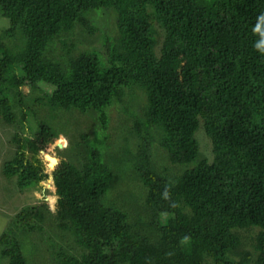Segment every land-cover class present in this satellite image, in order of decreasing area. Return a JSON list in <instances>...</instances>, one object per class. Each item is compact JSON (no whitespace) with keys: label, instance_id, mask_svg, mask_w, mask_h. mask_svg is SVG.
I'll return each instance as SVG.
<instances>
[{"label":"trees","instance_id":"trees-1","mask_svg":"<svg viewBox=\"0 0 264 264\" xmlns=\"http://www.w3.org/2000/svg\"><path fill=\"white\" fill-rule=\"evenodd\" d=\"M99 9L113 15L115 33H101L104 50H77L76 32L100 33L92 18ZM262 16L264 0H0L9 22L0 30L5 123H15L24 86L43 93L33 100L51 111L96 112L95 137L128 88L146 97L144 120L132 127L133 168L146 188L136 221L105 204L118 175L87 133L70 140L69 160L57 168L54 218L46 204L14 215L29 229L48 220L73 237L78 253L58 256L60 264H264ZM43 123L31 136L15 134V152L2 164L20 191L48 177L42 149L58 130ZM200 128L211 161L196 138ZM154 142L168 163L184 166L180 173L157 170ZM28 150L45 159L43 169ZM0 259L27 264L10 230L0 235Z\"/></svg>","mask_w":264,"mask_h":264},{"label":"rangeland","instance_id":"rangeland-1","mask_svg":"<svg viewBox=\"0 0 264 264\" xmlns=\"http://www.w3.org/2000/svg\"><path fill=\"white\" fill-rule=\"evenodd\" d=\"M97 11L100 13H92V18L96 22L100 33L98 31V33L92 34L85 29L76 32L79 37L78 40H75L77 50H84L91 44L104 50L101 33L107 35L115 33L114 28L116 25L113 24V15L106 12L107 10L99 9ZM102 11L106 13L102 14ZM8 25L9 22L6 18H0V30L8 27ZM132 88L134 87L126 90L122 102H114L109 108L107 107L108 109L106 108L108 127L105 131L104 129L100 131L98 137H95L92 131L93 128L96 129L101 124L96 112L82 115V113L75 110L62 111L57 109V111H51L43 103L42 98L36 99L38 102L33 100L40 95L42 96L43 93L39 90L30 91L27 86L22 87L24 104L17 103L15 123L7 124L0 118V235L7 230H10L12 234L14 233L21 243L27 264H60L58 256L60 257L68 252L70 254L78 253L73 237L69 234H63L52 222L48 220L43 223L38 222L32 224L34 228L29 229L26 226V221L19 222L14 215L26 205L40 207L42 204H46L50 212H44V214L51 219L54 218L58 201L54 187L57 168L60 164L69 160L65 149L69 146L70 140L78 141L79 133L89 134L90 144L97 141L96 146L100 150L103 160L113 167L116 175H118L116 184L107 191L104 197L105 204H112L125 210L129 214L130 222L136 221L142 214L146 188L133 168L131 155L135 152V145L137 144L132 127L138 120H144L143 107L146 97L140 90ZM45 90L52 91L49 87H46ZM55 94H58V92H55ZM40 121H44L43 124L48 123L56 128L55 130H58L57 137L46 143L42 149L50 154L46 172L48 177L44 182L42 180L38 181L39 188L20 191L15 185L14 178L9 179L2 175V164L5 160L12 158L15 152L16 146L12 141L13 136L15 134L20 137L31 136L35 131L36 124ZM201 129L197 131L196 138L199 140L202 154L211 161V143ZM57 143L62 146L58 147ZM152 152L154 154V165L159 172H165L172 176L180 173L182 167H184L168 163L161 156L163 151L157 142L153 143ZM33 155L31 151H26L27 159H31L43 169L45 159L38 156L34 158ZM56 164L57 166H55ZM147 221L148 217H146L145 222ZM4 263H6V259H0V264Z\"/></svg>","mask_w":264,"mask_h":264},{"label":"clouds","instance_id":"clouds-1","mask_svg":"<svg viewBox=\"0 0 264 264\" xmlns=\"http://www.w3.org/2000/svg\"><path fill=\"white\" fill-rule=\"evenodd\" d=\"M261 20L264 21V16L261 17ZM257 30H259V28H257ZM55 187V186H54Z\"/></svg>","mask_w":264,"mask_h":264},{"label":"water","instance_id":"water-1","mask_svg":"<svg viewBox=\"0 0 264 264\" xmlns=\"http://www.w3.org/2000/svg\"><path fill=\"white\" fill-rule=\"evenodd\" d=\"M58 147H61L62 145L60 143H57Z\"/></svg>","mask_w":264,"mask_h":264}]
</instances>
